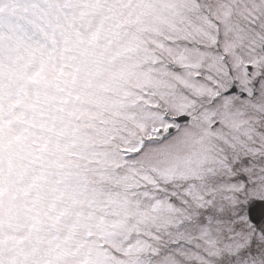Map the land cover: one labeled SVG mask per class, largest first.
<instances>
[{"label": "snow or ice", "instance_id": "snow-or-ice-1", "mask_svg": "<svg viewBox=\"0 0 264 264\" xmlns=\"http://www.w3.org/2000/svg\"><path fill=\"white\" fill-rule=\"evenodd\" d=\"M0 264H264V0H0Z\"/></svg>", "mask_w": 264, "mask_h": 264}]
</instances>
